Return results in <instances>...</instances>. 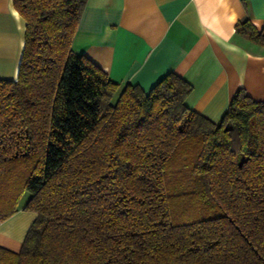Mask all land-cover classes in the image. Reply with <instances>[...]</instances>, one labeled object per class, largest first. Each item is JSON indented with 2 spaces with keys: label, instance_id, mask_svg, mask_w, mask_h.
<instances>
[{
  "label": "trees",
  "instance_id": "trees-1",
  "mask_svg": "<svg viewBox=\"0 0 264 264\" xmlns=\"http://www.w3.org/2000/svg\"><path fill=\"white\" fill-rule=\"evenodd\" d=\"M25 36L0 79V220L36 214L0 264H264V102L218 122L168 73L148 92L71 50L86 0H12ZM235 34L264 47L249 21ZM27 196V197H26Z\"/></svg>",
  "mask_w": 264,
  "mask_h": 264
},
{
  "label": "crops",
  "instance_id": "crops-1",
  "mask_svg": "<svg viewBox=\"0 0 264 264\" xmlns=\"http://www.w3.org/2000/svg\"><path fill=\"white\" fill-rule=\"evenodd\" d=\"M245 20L264 33V0H86L71 50L145 93L176 74L193 88L186 106L216 123L239 89L264 102V47L235 34ZM25 25L0 0V79L17 78ZM24 204L0 220V246L12 252L36 219Z\"/></svg>",
  "mask_w": 264,
  "mask_h": 264
},
{
  "label": "rangeland",
  "instance_id": "rangeland-1",
  "mask_svg": "<svg viewBox=\"0 0 264 264\" xmlns=\"http://www.w3.org/2000/svg\"><path fill=\"white\" fill-rule=\"evenodd\" d=\"M27 197V196H26Z\"/></svg>",
  "mask_w": 264,
  "mask_h": 264
}]
</instances>
